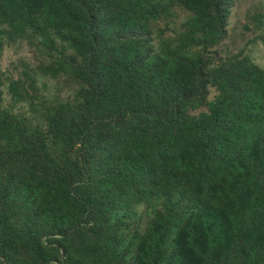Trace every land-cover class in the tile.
Instances as JSON below:
<instances>
[{
    "label": "trees",
    "instance_id": "trees-1",
    "mask_svg": "<svg viewBox=\"0 0 264 264\" xmlns=\"http://www.w3.org/2000/svg\"><path fill=\"white\" fill-rule=\"evenodd\" d=\"M180 1L196 15L192 27L207 19L206 48L217 45L226 31L227 0ZM150 9L148 0H0V25L32 29L52 47L55 34L76 49L83 59L79 73L99 91L112 94L121 86L120 103L136 100L128 117L113 118L106 130L95 127L98 122L76 131L70 104L52 108L61 134L79 145L81 164L72 183L50 181L37 187L41 194L25 190L42 202L13 232L35 264H49L58 228L81 230L84 224L92 227V238L61 243V264H189L187 250L205 251L207 264H264V237L257 242L250 233L252 222L264 228V69L248 59L209 69V60L185 53L166 62L142 60L139 55L150 57L152 50L140 42L139 31L154 15ZM110 52L120 56L121 70L106 63ZM138 73L144 90L159 91L164 109L150 108L149 93L134 96ZM210 85L219 92L210 111L188 112L186 103L194 97L189 91L202 95ZM113 134V145L103 150L104 135ZM36 146L28 149L46 157ZM201 192L211 201L200 203ZM149 197H158L161 206L137 258L128 261L112 220L131 202Z\"/></svg>",
    "mask_w": 264,
    "mask_h": 264
},
{
    "label": "rangeland",
    "instance_id": "rangeland-1",
    "mask_svg": "<svg viewBox=\"0 0 264 264\" xmlns=\"http://www.w3.org/2000/svg\"><path fill=\"white\" fill-rule=\"evenodd\" d=\"M148 5L155 16H150L146 29L139 31L140 42L147 50H152L148 53L150 57L141 53L142 60L160 58L166 62L176 53H185L188 57L209 60V69L243 59L264 69V0H227L225 35L217 45L208 48L204 44L211 37L207 19L192 27L190 22L196 15L180 0H148ZM51 39L55 47L32 29L0 25V259L4 264H35L28 246L16 241L17 235L13 232V227H24L27 211L42 202L41 198L30 196L25 190L32 187L41 194L37 187L46 186L50 181L72 183L74 167L81 164L79 145L71 144L61 134L53 122L52 108L70 104L76 131L98 122L100 125L95 124V127L106 130L113 118L122 120L128 117L129 110L136 103V100L120 103L121 86H117L112 94L99 91L94 83L79 73L83 59L76 49L55 34ZM216 53L219 58L213 59ZM107 59L106 63L112 69L121 70L118 53H108L105 61ZM141 76L144 75L138 73L135 77L134 96L138 98L143 96L142 93H149L150 108L164 109V103L156 95L159 91L144 90ZM196 91H189L194 97L187 101L186 110L195 115L209 112L217 102L218 90L210 85L202 95ZM114 136L104 135L103 150L113 145ZM135 136V133L131 135L132 138ZM30 144L42 147L46 157L28 149ZM96 153L93 163L100 155ZM201 193L200 203L211 201ZM160 206L158 197L133 201L129 209L112 220L118 230L116 234L129 252L128 261L137 258L142 236ZM78 223L76 219L75 224ZM252 224L250 233L259 242L264 237V228L258 221ZM76 228L78 226L63 225L57 229L55 240L58 245H52L47 251L49 264H61V243L67 245L77 238L78 244L75 245H80L82 240L92 238V227L84 224L81 230ZM186 229L187 224L182 226L183 233ZM61 230L68 235L61 234ZM204 253L187 250L189 264H207V259L202 256Z\"/></svg>",
    "mask_w": 264,
    "mask_h": 264
}]
</instances>
